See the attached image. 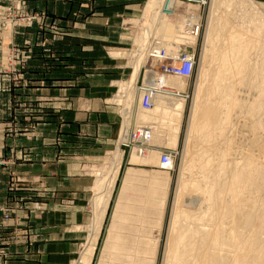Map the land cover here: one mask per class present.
<instances>
[{
    "label": "rangeland",
    "instance_id": "374dc122",
    "mask_svg": "<svg viewBox=\"0 0 264 264\" xmlns=\"http://www.w3.org/2000/svg\"><path fill=\"white\" fill-rule=\"evenodd\" d=\"M53 1L54 6L57 4L59 10L66 9L65 12L61 14L58 9L50 10L48 6L44 8V5L41 6L38 0H0V8H2L0 10V32L17 31V36L25 38L27 36L26 40L21 39V43H14L7 48L9 63L5 69V73H9L7 77L9 84L7 83V85L13 87L10 101L20 112L26 114L27 123L23 127V132H33V129L38 127L36 122H41L40 119L49 116L47 114L49 111L57 112V117H63V112L67 108L68 111L74 113L75 119H77L75 122L78 126L75 131L77 135L70 139L60 135L64 133L65 126L59 123V133L55 138V144L58 146L56 162L59 169L62 167L61 165L66 164V160H70V163H74V170L78 169L76 171L80 172V175L93 179V184L84 185L88 186L87 191H84V195H86L83 200L87 210L86 221L84 226L75 227V232L82 236L81 240L75 243L76 252L71 264H77L80 261L81 253L90 241L95 247L90 264H165L180 183L183 178L197 177V171L191 172L185 165L190 155L187 146L190 141L188 133L203 71L202 64L210 17L212 16V20L214 19V11L218 6L220 10L227 11L229 15L226 16L231 21L247 25L252 30L253 27H258V30L261 31L259 34L262 36L264 34V0H207L205 6L175 0L171 2L172 6L179 10L175 12L173 10L160 11L161 15L159 13L156 18V21L159 20V22L153 24L148 44H143L147 25L152 20L151 7H147L153 0H143L140 14L137 17L131 16L129 18L132 20L126 21L129 26H132V35L125 39L128 41L125 48L121 44H114L110 41L115 34V28L108 27L111 23L109 20L115 17V13L108 11V4L110 2L109 5H111L114 0H106L104 16L98 14L100 11L97 6L103 3L99 0ZM159 1L157 2L159 3ZM220 1L221 3H219ZM47 4L49 3L47 2ZM70 7L71 10L67 11ZM164 7L163 5L162 9ZM97 11L99 12L97 13ZM159 15L160 19H158ZM99 18H103L104 21ZM121 18L122 20L127 19L128 16ZM197 22L201 24L200 35L195 36L187 33L188 28ZM102 23L103 28L99 30L101 34H98V28L95 26ZM20 33L21 35H18ZM39 33L41 42L36 44ZM104 37L106 40L103 39ZM84 39L85 43H83ZM55 47L57 51L54 50ZM105 48L109 49H107L109 58L123 60L127 64L130 69L128 76L124 78L104 76L102 61L105 57L102 55L105 53L102 51ZM143 49L144 54L139 58ZM157 50L159 55L152 56ZM184 52L196 55L195 73L191 78L158 75V71L163 66L161 64L163 58L176 60ZM39 53L42 54V58L49 57L42 67L46 69L52 66L59 71L61 78L47 82L40 90L42 94L39 95L35 92L33 95L31 92L35 87H26L25 84L28 81L22 74L24 69L29 68V62L34 58V54ZM51 57L54 60H51ZM255 58L256 52L250 53L249 60L255 62ZM165 63L168 61H164L163 64ZM136 66H139L136 86L132 90H128L127 83L134 77ZM154 72L155 86L153 83H149ZM161 77L180 80L185 84V88L182 90L166 86L163 87L166 90H162L167 92L161 91V93H168V96H177L182 99L184 102L182 113L172 111L171 107H167L168 109L159 106L149 109L142 107V100L148 94L149 87L157 88L160 92L161 87L158 88L157 83ZM112 79L116 80V86L112 87V91L107 90L111 87L106 81ZM48 86L56 88V90L53 89V101L46 94V91L49 92ZM105 91L106 93H104ZM100 98L104 102L108 100L110 106H115L118 114L117 134L114 136L115 128L111 125L110 129L113 131L110 134L114 137L109 141L103 136L106 132L101 129L99 121L87 125L83 120L84 115L81 113L87 112L86 108L90 107L91 102L94 109L95 101ZM40 105L48 107L46 109L49 111L39 107ZM40 108L43 113H47L41 117L32 116V113L39 112ZM77 112H80V115H77ZM14 117L20 118L17 114ZM126 126L128 132L130 128L147 129L149 138L146 146L139 149L138 146L122 145L120 137ZM13 127L17 129L18 126L14 125ZM29 133L27 136L31 135L33 138ZM244 143L248 144V140H244L242 144L245 145ZM89 145L90 149L86 150L85 148ZM118 148L123 150L122 160L103 223L96 230L94 224L97 212L101 209L99 204L102 201L97 200L96 203L95 199H98L97 196L105 194V192L99 191L101 189L98 188V185L99 182L105 184L104 178L110 172L112 160L115 158ZM67 149L75 150L73 161L66 157ZM166 151H171L173 154L174 168L168 170L171 173L152 171L151 169L163 170L160 161L161 153ZM244 151L246 150H236L235 159L241 157V152ZM30 159L31 157L26 154L21 157L20 161L29 167ZM133 162H135V167L136 165L145 166L142 167L143 169L141 168L137 177L132 179L138 184H130L131 179L127 173L128 168L126 169V165L130 167ZM9 165L16 166V163L13 160L0 158V168L3 169ZM25 173L24 176L12 173L8 183L11 192H17L25 183L39 181L38 177L29 175V172ZM191 173L193 174L191 175ZM259 184L264 183L260 182ZM77 186L81 187V185ZM14 196L13 193L9 202H0V242L3 243L15 238L10 236L9 240L5 235V223L13 218L12 207H23L22 203L12 205L15 202ZM184 199L186 200L187 197ZM32 223V220L28 223L29 234L33 230ZM0 256L6 257V251L2 248H0Z\"/></svg>",
    "mask_w": 264,
    "mask_h": 264
},
{
    "label": "bare ground",
    "instance_id": "6f19581e",
    "mask_svg": "<svg viewBox=\"0 0 264 264\" xmlns=\"http://www.w3.org/2000/svg\"><path fill=\"white\" fill-rule=\"evenodd\" d=\"M157 1L148 5L152 20L147 25L143 44H148L160 11L174 8L171 2L175 0ZM214 14V19L211 16L209 20L203 71L188 133L190 155L185 166L191 172L196 170L197 177L183 178L180 183L165 264H264V184H259L264 183V34L260 35L258 27L252 30L231 21L227 11L218 6ZM188 30L187 33L199 36L200 22ZM141 51L139 58L144 54V49ZM252 52H256L255 62L249 60ZM179 58L162 65H176ZM163 66L158 75L177 78H191L196 68L195 64L186 76L167 74ZM138 74L139 66H136L134 77L127 83L128 90L136 86ZM162 77L157 83L160 92H167L162 90L166 86L185 88L180 80ZM149 83L155 86V79L151 78ZM159 103L177 113L184 109L182 99L165 96ZM134 132L138 134L137 129L130 128L128 132L127 126L124 128L120 137L122 145L139 149L146 146L148 140L145 143L136 138V145L130 142L134 141ZM244 140L248 144L243 145ZM239 149L246 151L235 159ZM122 156L123 150L118 148L104 178L105 184L99 182V191L105 192V199L101 194L102 199L101 196L95 199L96 203L102 201L98 202L101 209L94 224L96 230L103 223ZM160 161L161 169L173 170L171 151L162 152ZM91 242L77 264L91 263L95 248Z\"/></svg>",
    "mask_w": 264,
    "mask_h": 264
},
{
    "label": "crops",
    "instance_id": "0c3cea01",
    "mask_svg": "<svg viewBox=\"0 0 264 264\" xmlns=\"http://www.w3.org/2000/svg\"><path fill=\"white\" fill-rule=\"evenodd\" d=\"M99 1L103 3L97 6L100 11H97V13L99 12V15L101 14V16H104L105 7L107 6L106 0ZM38 2L41 6L44 5V8L48 6L50 10L58 9L61 14L66 10H61V12L57 4L54 6L53 0H38ZM47 2L49 4H47ZM142 2L143 0H114L111 5H109V2L108 11H113L115 17L109 20L111 23H109V26L107 24V26L115 28V34L110 40L114 44H121L123 48L127 46L128 41H125V39L128 38L129 35H132V26H129L126 21L129 19L132 20L129 17H137V15L140 14ZM1 9L2 8H0V10ZM68 10H71V7L67 9V11ZM136 12L138 13L132 15ZM126 16H128L127 19L124 18ZM121 17L124 19L122 20ZM98 25L99 26L95 27L98 28V34H101L99 30L103 28V23ZM16 33L17 31L12 33L0 32V158L13 160L16 163V166L9 165L3 169L0 168V202H9L11 195L14 193L15 198H13L15 202L12 203V205L14 206L18 203H22L23 207H12L11 212L13 213V218L5 223L6 237L8 239L10 236L15 238L5 243L0 242V248L6 251L5 258L0 256V264H71L76 252L75 243L81 240L80 237L82 236L75 232V227L84 226L86 221L87 210L84 207L85 203L83 200L86 195H84V191H87L86 188H88V186L84 185L93 184V179L88 176L85 177L80 175V172L76 171L78 169L74 170V163H70V160H66V164L61 165L62 167L60 169L56 162L58 146L55 144V138L59 133V123L65 126L64 133L60 132V135L69 139L77 135L75 134V131L78 129L77 123H75L77 119H75L76 117L73 112L68 111L66 108V111L63 112V117H57V112L49 111L46 109L48 107L40 105L39 107L46 109L49 113H43L40 108V111L32 113V116L38 115L37 117H41L46 113L49 114V116L40 119L41 122L37 121L36 124L38 127L33 129V132H23V127L27 123L26 114L20 112L17 107L12 104V101H10L13 87L7 85V83L9 84L7 81L9 73H5L6 66L9 63L7 48L14 43H21V39H23V41L27 39V36L26 38L17 36ZM18 35H21V33ZM38 35L39 39L36 41V44H40L41 42L40 33ZM103 39L106 40L105 37ZM85 42L84 39L83 43ZM107 49L108 48H105V50L102 51V53H105V55H102L105 57L102 61L104 64V76L119 78L128 76L130 69L127 67V64H125L123 60L119 61L109 58V53L107 54L109 51H107ZM54 50L57 51V48ZM33 57L34 58L29 62V68L24 69L22 75L28 81L25 84L26 87H35L31 93L34 95L36 92L40 95L42 94L40 92L41 88L44 87L47 82L55 81L61 77L59 71L52 66L46 69L42 67L49 57L42 58L41 53L34 54ZM50 59L54 60L53 57ZM154 75L155 74L151 77L152 80L155 79ZM46 78H48V80H45ZM115 81L116 80L113 79L106 81V83L109 82L108 85L111 87L107 88V90H113L112 87L116 86ZM48 87L49 92L46 91V94L50 96L49 99L53 101V89L56 90V88L55 86L53 88L52 86ZM147 92H149V90ZM104 93H106V91ZM157 94L154 96L153 103L150 107L158 108L159 106L160 108H167L163 104H160L159 101L162 97L168 95L164 93L160 95ZM169 97L181 100L177 96ZM100 99L95 101L94 109L91 106V102L90 107L86 108L87 112L81 113L84 115L83 120L87 125L99 121L98 124L102 126L101 129L106 132L103 136L109 141L117 134L119 123L118 114L117 110H115L116 107L110 106L108 100L104 102L103 99ZM101 107L106 108L101 110ZM99 108L101 109L98 110ZM16 114L20 118L14 117ZM76 114L80 115V112ZM14 125L15 127L18 126L17 129L13 127ZM111 125L115 128L114 136L110 134L113 131L110 129L112 128L110 127ZM28 133L32 134L33 138H31V135L27 136ZM85 149L89 150L90 145ZM74 151L73 149L66 150V157L71 158L72 161L75 156ZM26 154L31 157L30 161H28L29 167L23 164L24 162L22 163L20 161L21 157ZM134 163L135 162L130 164V167L126 165V169L128 168L127 173L131 179L130 184H138L132 179L137 177L136 175L140 173L139 171L143 169L142 167H145L139 165L135 167ZM28 168H30V170H28ZM151 170L154 172H163L165 174L171 173V171L168 170ZM13 172L16 174L18 173L19 176H24V174H26L25 172H29V175L38 177L39 181L37 183H25L21 185L17 192H11L9 189L10 184L8 183ZM76 184L81 185V189ZM31 220L33 222V230L29 234L27 227Z\"/></svg>",
    "mask_w": 264,
    "mask_h": 264
},
{
    "label": "built area",
    "instance_id": "2783aa9c",
    "mask_svg": "<svg viewBox=\"0 0 264 264\" xmlns=\"http://www.w3.org/2000/svg\"><path fill=\"white\" fill-rule=\"evenodd\" d=\"M183 3H198L201 6H205L207 4V0H183ZM179 10V8L177 9H173V11H177ZM194 31V30H192ZM191 31V32H192ZM159 55V51H154V54L152 56H156ZM179 58V63H177L176 65H172V64H168V65H164L163 69L165 72H168L167 74H179V75H186L189 76L193 70V68L195 67V57L196 55L191 54V53H181ZM164 61H169L171 63H173V59H165L163 58V61H161V64L164 63ZM165 90V89H164ZM158 93V89L157 88H151L149 87V92L148 94L145 95V98L142 100V107L149 109L150 106L153 103V98L154 96ZM146 109V110H147ZM122 117V116H121ZM138 134H136V132H134L133 134V139L134 141H130L131 143H135L136 138L140 139V141H143L146 143V141L149 138V134L146 133V129L143 130H138L137 132ZM138 144L140 145V143L138 142ZM125 146L129 147L128 144H124ZM167 156L164 157L163 161L166 162Z\"/></svg>",
    "mask_w": 264,
    "mask_h": 264
}]
</instances>
